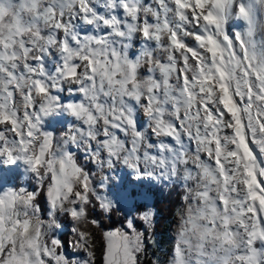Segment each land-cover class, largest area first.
<instances>
[{"label": "snow or ice", "instance_id": "6c2138e0", "mask_svg": "<svg viewBox=\"0 0 264 264\" xmlns=\"http://www.w3.org/2000/svg\"><path fill=\"white\" fill-rule=\"evenodd\" d=\"M64 85L80 103L53 94ZM66 113L54 150L45 123ZM0 126V164L39 184L50 174L53 216L85 215L91 182L71 151L83 149L137 179L191 182L172 264H264V164L250 147L264 156V0H0ZM36 195L0 194V264H75L41 243ZM127 228L104 232V264H136L143 241ZM74 246L91 264L89 235Z\"/></svg>", "mask_w": 264, "mask_h": 264}, {"label": "rangeland", "instance_id": "374dc122", "mask_svg": "<svg viewBox=\"0 0 264 264\" xmlns=\"http://www.w3.org/2000/svg\"><path fill=\"white\" fill-rule=\"evenodd\" d=\"M138 50V49H137ZM48 66L50 71H54L55 67V53L52 57H50L48 61ZM64 88L60 89L59 91L53 90V94L57 95L58 99L62 103H69V102H78L79 97L75 95V93L70 94V90H65ZM74 124V120L70 118L67 114H58L52 118H49L48 121L45 123V129L48 131H51L54 135V150L56 149V143L55 141H58L60 137L62 136L63 132L70 126ZM141 122L138 123L140 126ZM56 126H63V128L59 132H54ZM141 128V126H140ZM143 131V128H141ZM230 131V130H226ZM122 139H126L123 137V134H120ZM150 142H155L149 138ZM185 143L187 144L188 141L185 140ZM193 147V144L191 145ZM250 147L254 150V154L257 156L258 163L264 164V156H261L259 154L258 149L255 145H251ZM194 148V147H193ZM72 153H79L81 154L84 162L89 165V178L91 182V187L95 185H99L100 188L103 190L100 197L105 195L106 191H108L109 194L106 195V200L112 201V207H114L116 210L120 211L121 213L125 214L126 216H131L135 214V208L134 204H139L140 201H143L145 206L147 207L148 213H151V200L148 197L145 196H136L134 199H131L127 196L128 190L135 189L138 184H147V185H154V184H162V185H170L172 183H178L180 186L184 188V192L182 193L180 197L179 206L175 212L174 218L171 221V225L169 227V249H164L162 247H159L157 240L152 241L151 248L155 249V254L150 253V257L152 259L153 264H172V257L174 254V248L177 244L176 234L172 233L173 224L178 222L180 219H182V216L184 214L185 210V202L184 198L189 194L188 188L186 185L190 184L191 182L185 181L182 178L181 179H173V180H156L154 178H148V177H142L140 179H137L136 176L133 174L132 170L124 166L122 163H116L114 167L108 168L105 166L104 168H101L97 163L93 162L89 159V157L85 154L83 149H77L72 148ZM77 163V162H76ZM80 166V165H79ZM81 167V166H80ZM20 169V180L22 182L21 185H17L13 180L9 179V174L14 171ZM86 172V170H84ZM29 179H33L36 184L38 182L36 179L26 173L24 171L23 166H8L4 164H0V194H2L4 191L9 190H15L19 191L21 189L27 190V186L25 182ZM264 180V178H261ZM50 183V174L48 176V184ZM46 185L45 191H44V206H45V218L40 217L39 211L36 212V217L33 219V223L39 222L41 224V231H42V237L41 241L42 243H46L48 247H53L51 245V240L56 239L59 241V246L61 249H57V254L64 255L70 262H75V264H85V261L88 260L87 252L83 248L75 247L74 245L77 244V241L79 240V233H75L74 228L72 227V223L74 219L67 214L66 212L57 211L55 213V216H53L49 203L47 201V187ZM109 184H115V188H111ZM122 186H125V190H120L118 188H121ZM194 186V185H193ZM76 207H79L80 205H75ZM67 207L71 208L73 205L68 204ZM140 216V214H139ZM129 219L128 221H130ZM128 224V222H127ZM55 233L52 237L47 235H50L51 233ZM62 233H66V242L63 246L59 240V235ZM51 237V238H50ZM89 250V249H88ZM48 259L47 257L45 258ZM49 264H55L54 261H49ZM93 264V261L91 262Z\"/></svg>", "mask_w": 264, "mask_h": 264}, {"label": "trees", "instance_id": "16d2710c", "mask_svg": "<svg viewBox=\"0 0 264 264\" xmlns=\"http://www.w3.org/2000/svg\"><path fill=\"white\" fill-rule=\"evenodd\" d=\"M62 128L63 126H56L54 132H59ZM73 155L77 164L89 173V165L84 162L81 154L73 153ZM20 173L21 171L18 169L9 174V179L13 180L18 186L22 184ZM48 176H46L43 184H36L33 179H29L25 182L27 191L36 192L37 195L34 203L39 209L40 217L43 218L46 217L44 191L48 184ZM109 186L113 189L116 187L115 184H109ZM118 189L125 190L126 187L122 186ZM102 191L99 185L93 186L92 192L89 193L90 203L84 205L85 215L79 220H74L72 223L75 233L83 231L89 235V250L93 253V264H104V254L106 250L104 232L119 230L131 234L132 230L127 228L129 219L134 222L135 231L140 234L143 241L142 250L136 254V264H153L150 253L155 254L156 252L155 249L151 248V243L157 240L159 247L166 250L169 249V227L179 206L180 197L184 192V188L178 183H172L170 185L138 184L135 189L128 190L127 196L131 199L140 195L148 197L151 200V213H148L144 202L140 201L139 204H134L135 214L129 217L116 210L114 207H111L109 210H102L99 207V201L96 199L95 195L98 194L100 196ZM107 194H109L108 191H106L105 195L101 198L106 199ZM146 213L149 215L148 221L144 220V215ZM93 220L96 221V224L92 223ZM55 233L56 232L47 235L48 238L49 236L52 237L55 235ZM59 240L64 246L66 242V233L60 234ZM57 249L59 250L61 247L58 246Z\"/></svg>", "mask_w": 264, "mask_h": 264}, {"label": "bare ground", "instance_id": "6f19581e", "mask_svg": "<svg viewBox=\"0 0 264 264\" xmlns=\"http://www.w3.org/2000/svg\"><path fill=\"white\" fill-rule=\"evenodd\" d=\"M148 2L150 3L151 0H148ZM102 11V10H101ZM243 28V23L241 21H237V20H232L229 22L228 24V31L231 33V32H234V31H239V30H242ZM186 41L190 44H194V41H192L190 38H186ZM137 47L131 49L130 51L131 52H136L137 49H138V42L136 44ZM54 54V53H53ZM65 86V90H67V85H64ZM141 122L140 126L141 128H143V131L144 132H147L148 131V126H147V120H146V117H144L143 113L140 112L138 115H137V123ZM0 127H3V126H0ZM149 138L153 141H155V137L149 135ZM193 147L195 148V145L193 144ZM192 147V149L194 150V148ZM202 158L203 159H207L206 156H204L202 154ZM143 167V165H142ZM189 167H191V165H189ZM189 201H190V196L189 194L186 196V198H184V202H185V210H184V213L189 205ZM182 223V219H180L178 222H176L175 224H173V228H172V233H175L176 234V239L179 240V226L180 224ZM177 240V242H178ZM42 243V241H41Z\"/></svg>", "mask_w": 264, "mask_h": 264}, {"label": "clouds", "instance_id": "9594fccd", "mask_svg": "<svg viewBox=\"0 0 264 264\" xmlns=\"http://www.w3.org/2000/svg\"><path fill=\"white\" fill-rule=\"evenodd\" d=\"M69 103H73V102H69ZM75 103H80V101H78V102H75ZM67 114V113H66ZM63 135V134H62Z\"/></svg>", "mask_w": 264, "mask_h": 264}]
</instances>
